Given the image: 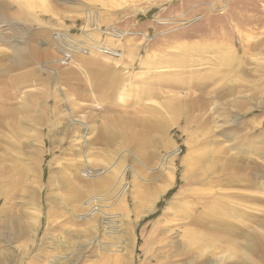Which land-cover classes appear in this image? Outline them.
<instances>
[{
  "label": "rangeland",
  "instance_id": "374dc122",
  "mask_svg": "<svg viewBox=\"0 0 264 264\" xmlns=\"http://www.w3.org/2000/svg\"><path fill=\"white\" fill-rule=\"evenodd\" d=\"M0 264H264V0H0Z\"/></svg>",
  "mask_w": 264,
  "mask_h": 264
},
{
  "label": "bare ground",
  "instance_id": "6f19581e",
  "mask_svg": "<svg viewBox=\"0 0 264 264\" xmlns=\"http://www.w3.org/2000/svg\"><path fill=\"white\" fill-rule=\"evenodd\" d=\"M106 49H103V51H105Z\"/></svg>",
  "mask_w": 264,
  "mask_h": 264
}]
</instances>
